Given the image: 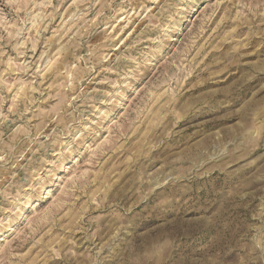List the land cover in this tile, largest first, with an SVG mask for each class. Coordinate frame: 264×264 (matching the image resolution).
Returning <instances> with one entry per match:
<instances>
[{
  "label": "rangeland",
  "instance_id": "rangeland-1",
  "mask_svg": "<svg viewBox=\"0 0 264 264\" xmlns=\"http://www.w3.org/2000/svg\"><path fill=\"white\" fill-rule=\"evenodd\" d=\"M0 264H264V0H0Z\"/></svg>",
  "mask_w": 264,
  "mask_h": 264
}]
</instances>
